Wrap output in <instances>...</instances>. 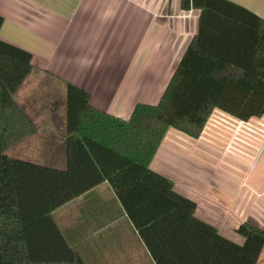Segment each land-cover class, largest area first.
Returning <instances> with one entry per match:
<instances>
[{"label":"crops","instance_id":"1","mask_svg":"<svg viewBox=\"0 0 264 264\" xmlns=\"http://www.w3.org/2000/svg\"><path fill=\"white\" fill-rule=\"evenodd\" d=\"M231 1L264 18V0ZM0 15V38L31 52L34 65L14 97L35 132L7 154L64 168L66 83L122 118L138 103L157 104L200 10H183L181 0H0ZM150 168L222 236L242 244L240 224L264 228V115L244 121L215 108L198 137L169 128ZM52 215L86 264H156L106 181Z\"/></svg>","mask_w":264,"mask_h":264},{"label":"trees","instance_id":"2","mask_svg":"<svg viewBox=\"0 0 264 264\" xmlns=\"http://www.w3.org/2000/svg\"><path fill=\"white\" fill-rule=\"evenodd\" d=\"M181 8L200 10L198 32L157 104L122 118L66 83L64 168L7 154L35 132L14 97L34 65L31 52L0 38V264H86L52 213L105 181L156 264H257L264 228L240 224L242 244L222 236L150 163L169 128L198 137L215 108L244 121L264 115V18L231 0Z\"/></svg>","mask_w":264,"mask_h":264}]
</instances>
